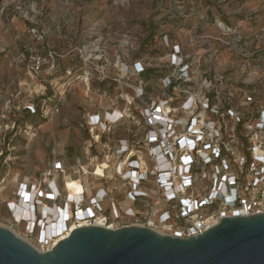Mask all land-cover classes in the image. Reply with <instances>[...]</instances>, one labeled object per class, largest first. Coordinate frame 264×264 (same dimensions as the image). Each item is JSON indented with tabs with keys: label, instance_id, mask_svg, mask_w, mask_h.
I'll return each instance as SVG.
<instances>
[{
	"label": "built area",
	"instance_id": "built-area-1",
	"mask_svg": "<svg viewBox=\"0 0 264 264\" xmlns=\"http://www.w3.org/2000/svg\"><path fill=\"white\" fill-rule=\"evenodd\" d=\"M217 30L192 28L187 39L162 32L161 44L140 33L112 72L82 54L80 77L102 82L99 96L112 103L86 121L95 141L111 144L112 185L104 180L87 196L79 179L70 199L55 184L18 182L7 204L31 239L18 236L45 252L81 226L137 225L186 238L225 217L264 213V31L251 48L238 24L218 20ZM57 172H66L63 160L49 174ZM7 183L2 176L1 189Z\"/></svg>",
	"mask_w": 264,
	"mask_h": 264
},
{
	"label": "rangeland",
	"instance_id": "rangeland-1",
	"mask_svg": "<svg viewBox=\"0 0 264 264\" xmlns=\"http://www.w3.org/2000/svg\"><path fill=\"white\" fill-rule=\"evenodd\" d=\"M218 20L238 24L254 48V35L264 31V0H0V178L8 180L0 187V226L31 239L7 204L22 180L47 189L55 184L66 196L81 188L79 179L87 196L104 180L112 185L111 144L95 141L86 123L100 103H112L99 96L102 82L91 79L87 90L82 54L112 72L114 58L125 57L140 33L161 44L162 32L187 39L192 28L217 32ZM222 51L221 58L227 56ZM69 68L73 78L63 94ZM115 131L120 135L122 129ZM57 160L66 172L49 174ZM47 204L42 212L55 206Z\"/></svg>",
	"mask_w": 264,
	"mask_h": 264
},
{
	"label": "water",
	"instance_id": "water-1",
	"mask_svg": "<svg viewBox=\"0 0 264 264\" xmlns=\"http://www.w3.org/2000/svg\"><path fill=\"white\" fill-rule=\"evenodd\" d=\"M0 264H264V213L225 217L201 235L81 226L41 252L0 226Z\"/></svg>",
	"mask_w": 264,
	"mask_h": 264
},
{
	"label": "trees",
	"instance_id": "trees-1",
	"mask_svg": "<svg viewBox=\"0 0 264 264\" xmlns=\"http://www.w3.org/2000/svg\"><path fill=\"white\" fill-rule=\"evenodd\" d=\"M151 34H152V32H150ZM153 38V36L152 35H149V37L146 39V40H150V39H152ZM81 69H82V67H81ZM72 69L71 68H69V69H67V73H69V77H68V80L66 79V80H64V81H70L73 77H72V75H71V73H72V71H71ZM81 74V73H80ZM64 81H62V82H64ZM101 83V82H100ZM102 85L101 86H103V83H101ZM56 101H57V99H56ZM59 101V100H58ZM57 101V102H58ZM56 103V102H55ZM28 110L29 111H31V112H36V109L35 108H28ZM44 110L41 108V110H40V113H41V115H43V112Z\"/></svg>",
	"mask_w": 264,
	"mask_h": 264
},
{
	"label": "bare ground",
	"instance_id": "bare-ground-1",
	"mask_svg": "<svg viewBox=\"0 0 264 264\" xmlns=\"http://www.w3.org/2000/svg\"><path fill=\"white\" fill-rule=\"evenodd\" d=\"M72 195H74V194H72ZM59 225H60V224H59ZM64 236H66V235H64ZM64 236H63V237H64ZM63 237H61V238H63Z\"/></svg>",
	"mask_w": 264,
	"mask_h": 264
},
{
	"label": "crops",
	"instance_id": "crops-1",
	"mask_svg": "<svg viewBox=\"0 0 264 264\" xmlns=\"http://www.w3.org/2000/svg\"><path fill=\"white\" fill-rule=\"evenodd\" d=\"M65 161V159H63ZM66 163V162H65Z\"/></svg>",
	"mask_w": 264,
	"mask_h": 264
}]
</instances>
